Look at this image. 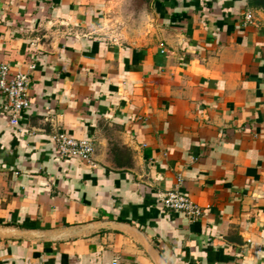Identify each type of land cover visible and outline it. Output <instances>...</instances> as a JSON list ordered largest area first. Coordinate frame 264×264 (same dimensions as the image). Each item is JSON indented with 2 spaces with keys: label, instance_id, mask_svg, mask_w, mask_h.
<instances>
[{
  "label": "crops",
  "instance_id": "obj_1",
  "mask_svg": "<svg viewBox=\"0 0 264 264\" xmlns=\"http://www.w3.org/2000/svg\"><path fill=\"white\" fill-rule=\"evenodd\" d=\"M113 11L122 42L92 32ZM3 62L31 80L21 129L0 92V264H264V9L0 0ZM179 177L197 220L158 201Z\"/></svg>",
  "mask_w": 264,
  "mask_h": 264
},
{
  "label": "built area",
  "instance_id": "obj_2",
  "mask_svg": "<svg viewBox=\"0 0 264 264\" xmlns=\"http://www.w3.org/2000/svg\"><path fill=\"white\" fill-rule=\"evenodd\" d=\"M253 18L252 12L246 15L249 21ZM30 80L31 77L27 72L12 73L8 63H0V92L5 99L4 111L8 115L10 124L17 129L22 128V113L30 106L28 96ZM52 139L60 157L70 160L77 159L96 166L95 147L91 140L76 138L63 130L53 133ZM182 182L183 178L179 177L176 189L159 193L158 201L166 209L182 211L190 220H197L202 217L204 210L191 197L179 191V185ZM113 264L118 263L114 261Z\"/></svg>",
  "mask_w": 264,
  "mask_h": 264
},
{
  "label": "rangeland",
  "instance_id": "obj_3",
  "mask_svg": "<svg viewBox=\"0 0 264 264\" xmlns=\"http://www.w3.org/2000/svg\"><path fill=\"white\" fill-rule=\"evenodd\" d=\"M114 12V11H113ZM112 15V18L108 17V21H98L94 25H96V28L93 29V34L101 37L110 39L113 41H124L125 37L122 35L125 33H133L134 31L130 29L131 25H136L137 22L135 21H126L125 19H122V16L117 15L116 12ZM112 19V20H111ZM147 23V22H146ZM141 24V22H140ZM136 29V26L134 30Z\"/></svg>",
  "mask_w": 264,
  "mask_h": 264
},
{
  "label": "trees",
  "instance_id": "obj_4",
  "mask_svg": "<svg viewBox=\"0 0 264 264\" xmlns=\"http://www.w3.org/2000/svg\"><path fill=\"white\" fill-rule=\"evenodd\" d=\"M249 5L257 9H264V0H249Z\"/></svg>",
  "mask_w": 264,
  "mask_h": 264
}]
</instances>
